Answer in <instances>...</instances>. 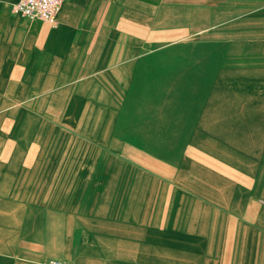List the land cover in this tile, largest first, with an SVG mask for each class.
I'll return each mask as SVG.
<instances>
[{
	"label": "crops",
	"instance_id": "1",
	"mask_svg": "<svg viewBox=\"0 0 264 264\" xmlns=\"http://www.w3.org/2000/svg\"><path fill=\"white\" fill-rule=\"evenodd\" d=\"M17 1L0 264H264V0H203L201 46L162 45L194 35L198 0H66L56 25Z\"/></svg>",
	"mask_w": 264,
	"mask_h": 264
},
{
	"label": "built area",
	"instance_id": "2",
	"mask_svg": "<svg viewBox=\"0 0 264 264\" xmlns=\"http://www.w3.org/2000/svg\"><path fill=\"white\" fill-rule=\"evenodd\" d=\"M66 0H18L14 6V12L31 20H42L52 25L58 23V17ZM40 264H73L71 260L51 257Z\"/></svg>",
	"mask_w": 264,
	"mask_h": 264
},
{
	"label": "rangeland",
	"instance_id": "3",
	"mask_svg": "<svg viewBox=\"0 0 264 264\" xmlns=\"http://www.w3.org/2000/svg\"><path fill=\"white\" fill-rule=\"evenodd\" d=\"M205 1L203 0H198L196 1V7H195V22H194V35H191L189 37H186V35L188 34V31L186 30V27L185 25L186 24H183L182 22H180L179 24V27L178 28V38H174V39H168V40H163V44L162 45H178V46H186V45H189V44H192V45H203V42H204V38H203V29H204V25H203V3ZM216 1H213L211 2V4H214ZM217 7H214L212 6L211 7V19H212V24H211V41L214 42L216 41L217 42V24H214L213 23V20L214 18L217 16L218 13H216V10ZM186 10V9H184ZM181 17H183L181 14H180V19ZM194 43V44H193ZM148 45H152V44H148ZM35 105V106H33ZM30 106V107H28ZM34 109H42L41 108V104H30V105H27L26 103H20L18 104V109L19 111H26V110H33Z\"/></svg>",
	"mask_w": 264,
	"mask_h": 264
}]
</instances>
